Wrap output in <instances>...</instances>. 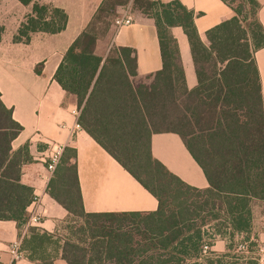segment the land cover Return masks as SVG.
Wrapping results in <instances>:
<instances>
[{
	"label": "trees",
	"instance_id": "obj_1",
	"mask_svg": "<svg viewBox=\"0 0 264 264\" xmlns=\"http://www.w3.org/2000/svg\"><path fill=\"white\" fill-rule=\"evenodd\" d=\"M17 1L31 5V13L13 43L65 29L63 10L35 0ZM123 1L104 0L64 53L53 78L75 97L80 128L157 200L158 208L117 219L85 214L76 151L67 147L48 191L68 212L66 235L30 227L21 242L23 256L36 264H53L52 248L56 252L59 241L66 264H257L245 256L255 244L239 252L235 238L251 231L252 203L264 202V111L254 60L264 48L258 0H221L234 16L202 39L195 14L178 0H132L155 27L162 60L160 71L144 77L137 74L134 49L111 47L104 58L95 53L101 37L97 22L104 14L116 17ZM172 27L183 30L190 46L197 77L192 90L185 84ZM21 130L0 95V221L18 226L27 221L26 208L33 200L32 189L20 182L22 166L31 161L28 145L11 148ZM163 132L181 138L207 189L186 185L153 158L151 135ZM217 236L231 241L225 254L210 251Z\"/></svg>",
	"mask_w": 264,
	"mask_h": 264
},
{
	"label": "crops",
	"instance_id": "obj_2",
	"mask_svg": "<svg viewBox=\"0 0 264 264\" xmlns=\"http://www.w3.org/2000/svg\"><path fill=\"white\" fill-rule=\"evenodd\" d=\"M35 1L63 10L67 16L65 29L52 35L35 33L28 43H13L20 23L31 13V5L23 6L17 0H0L1 101L12 110L13 120L22 127L11 148L17 151L28 145L31 161L22 166L20 182L30 187L33 193V200L26 208L25 223L18 226L14 221H0V264H10V245L22 241L30 227L57 236L66 235L64 224L68 212L48 192L53 175L47 174L44 161L52 145L76 151V174L85 214L117 219L121 214H146L158 208L157 200L80 128L75 97L65 93L53 78L64 53L87 27L104 0ZM178 1L195 14L194 25L201 39L206 31L234 16L231 8L221 0ZM258 3L257 16L264 28V0H258ZM132 17L130 26L118 31L113 27L111 32L101 36L95 53L104 58L111 47L134 49L137 74L144 77L162 68L159 41L150 20L140 12H134ZM170 33L177 42L186 87L192 90L197 86V77L187 37L180 27H172ZM254 60L264 111V48L255 53ZM150 150L155 160L186 185L199 190L209 187L201 168L177 134L153 133ZM254 206L255 202L251 207V231L236 235L235 242L240 243L243 239L247 246L251 243L264 245V217H255ZM57 244L56 252L52 248L55 255L53 264H66L61 258V242L57 241ZM230 245L227 237L217 236L210 245V251L222 255ZM255 252L253 247V252L245 256L255 258ZM14 264L36 263L22 256Z\"/></svg>",
	"mask_w": 264,
	"mask_h": 264
},
{
	"label": "built area",
	"instance_id": "obj_3",
	"mask_svg": "<svg viewBox=\"0 0 264 264\" xmlns=\"http://www.w3.org/2000/svg\"><path fill=\"white\" fill-rule=\"evenodd\" d=\"M131 24H133V17L129 13L127 6V8H124L122 10V13L114 19V28L118 31L124 27L130 26ZM63 151H64V147L62 145H52L51 151L48 154L46 160L44 161L45 169L49 176L53 175L57 165L60 162ZM21 242L22 241H17L10 245L9 248V252L11 255L10 264H14V262H16L18 259H20L23 256V253L21 251ZM207 249L208 248L205 246L204 251H206ZM246 249H247V244L245 242L238 243L237 251L245 252ZM255 261L257 262V264H264V245L257 247V250L255 252Z\"/></svg>",
	"mask_w": 264,
	"mask_h": 264
},
{
	"label": "rangeland",
	"instance_id": "obj_4",
	"mask_svg": "<svg viewBox=\"0 0 264 264\" xmlns=\"http://www.w3.org/2000/svg\"><path fill=\"white\" fill-rule=\"evenodd\" d=\"M127 6H128V11L131 15L132 14L134 15V12H139V10H137L135 4L132 3V0H129V1L125 0V1H123L122 7H118V9L116 10V17L119 16L122 13V10L124 8H127ZM116 17L108 16V15L104 14L103 17L101 18V20L99 22H97V24H96V26H97L96 33H98L99 36H104V35L108 34L109 32H111V30L114 27V19ZM108 24L110 25L109 28H108ZM253 211H255L254 215L258 219H260L261 217H264V202H262V201L255 202V206L253 208ZM263 223H264V220H263ZM126 228H128V226H126ZM241 242H244L243 239L241 240ZM257 247H258V245L255 244L254 245L255 251L257 250Z\"/></svg>",
	"mask_w": 264,
	"mask_h": 264
}]
</instances>
